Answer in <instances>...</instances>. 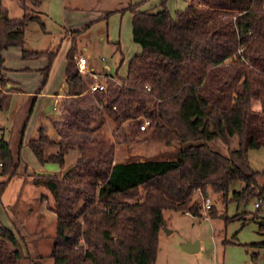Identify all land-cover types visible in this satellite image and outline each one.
<instances>
[{
    "label": "trees",
    "instance_id": "1",
    "mask_svg": "<svg viewBox=\"0 0 264 264\" xmlns=\"http://www.w3.org/2000/svg\"><path fill=\"white\" fill-rule=\"evenodd\" d=\"M1 1L0 102L15 90L6 89L11 83L1 53L22 49L27 23L37 20L9 19ZM143 3L109 13H131L132 39L142 49L129 60L126 77L116 74L118 85L108 81L105 92L90 93L93 81L78 75L71 49L60 118L50 119L59 150L44 158L43 146L52 143L46 127L26 143L40 164L60 168L69 149L79 152L60 178L31 175L33 185L53 199L52 264H156L165 211L203 218L196 193L206 197L212 191L225 199L235 182L243 184L234 193L236 201L264 195L259 184L264 172L255 171L248 157L250 150L264 147V0H191L174 11L167 1L152 10H141ZM44 56L49 65L42 71L43 84L54 54L21 50L23 60ZM107 117L116 130L125 132L128 122L131 133L146 141L179 144L177 159L115 162L116 143L99 132ZM144 120L150 124L142 131ZM233 138L238 147L230 146ZM216 139L228 146L227 154L211 146ZM19 160L0 138V202ZM208 214L215 217V210ZM259 228L264 231V223ZM17 238L0 225V264H38L22 253ZM256 245L264 248V242Z\"/></svg>",
    "mask_w": 264,
    "mask_h": 264
},
{
    "label": "rangeland",
    "instance_id": "2",
    "mask_svg": "<svg viewBox=\"0 0 264 264\" xmlns=\"http://www.w3.org/2000/svg\"><path fill=\"white\" fill-rule=\"evenodd\" d=\"M190 1L180 0V7L184 4L185 8ZM119 2V0L1 1L3 12L9 19H21L23 16L37 18L29 21L24 29L22 49L54 54L48 77L43 84L42 71L49 65L48 56L23 60L22 49L19 48L20 55L17 56L15 52L17 47L12 48L6 55L8 67L21 68L23 61L32 63V67L19 76L8 74L12 71L7 70L8 78L17 79L16 85L20 90H13L0 102V138L9 144L14 153L20 155L15 175L1 194V203L6 207V204L11 205L20 198L24 205L21 211L24 213L27 208H31L30 211L35 213V216L30 217L24 214V219L27 218L28 221L22 227L16 223V218L9 219L5 212H0V221L9 228L8 222L15 221V233L20 250L34 260L38 259V264H52L48 255L53 246L55 223L48 218L46 222L40 224V218L36 217V215L42 217L45 209L51 211L53 199L42 186L35 191L36 186H33L31 173L42 168L44 173L58 176L60 167L52 162L40 164L26 143L29 139L37 138V130L42 126L53 131L50 119L60 118V105L58 107L55 101V92L61 90L63 85L66 57L71 49L75 52L74 56L88 59L92 68L100 75L98 78L100 81H105L103 78L105 74L125 75L129 59L142 52V49L133 42L130 22L121 15L109 14L122 8ZM171 8L174 9L172 5ZM102 17L104 18L100 19ZM119 41L122 52L116 43ZM102 58H105V61H102ZM113 79L109 78V81L118 85L119 81ZM89 103L95 101L87 100V104ZM53 107L57 109L53 110ZM254 107L259 108V103L256 102ZM128 125H130L128 122L124 124L125 132L116 130V124L107 117L99 130L106 139L116 143L115 162L177 159L179 144L167 146L146 141L140 133L132 134ZM77 136L75 133L71 139L75 140ZM21 138L22 145L19 149ZM210 144L215 150L223 154L228 153V146L220 139ZM230 146L238 147V139L233 138ZM74 150L79 154L78 150ZM47 152L45 151L48 155ZM248 157L255 171L264 172V147L250 150ZM75 159V152H69L65 160L66 166L73 165ZM259 184L264 186V176L259 178ZM242 189L243 184L235 182L225 199L223 195L209 191L215 217L209 216L208 211L203 209V218L186 215L182 211H165L166 225L159 236L156 264L251 262L264 264V248L256 245L264 242V231H260L259 228V224L264 223V204L259 210L255 208V203L261 198L255 194L241 202L234 200V193ZM197 197L202 201L199 192L196 193L195 198ZM197 242L200 245L198 252L189 253L183 249L184 244ZM20 264L32 263L22 260Z\"/></svg>",
    "mask_w": 264,
    "mask_h": 264
},
{
    "label": "crops",
    "instance_id": "3",
    "mask_svg": "<svg viewBox=\"0 0 264 264\" xmlns=\"http://www.w3.org/2000/svg\"><path fill=\"white\" fill-rule=\"evenodd\" d=\"M120 2V6L122 7L121 9L125 8L126 6L130 5V4H138V3H141V2H144L140 9L141 10H152V9H156V7L160 4V2L162 1H167V4H168V7L171 9V10H176V9H181V8H184V4H182V7H180V0H119ZM126 5V6H125ZM171 5L173 8H171ZM118 15H121L122 18H126L128 20V22H130V25H131V22H132V15L130 12H125V13H117ZM104 17L100 18V19H103ZM86 27V26H85ZM119 44V48H120V51L122 52V47H121V42H116ZM12 48H16V47H12ZM12 48H9L5 51H3L1 53V58L3 60V64H2V67L5 69V75L6 77L8 78V74H12V75H15V76H19L21 74H23V72H26L28 71L31 67H32V63L30 64L29 62H25L23 61L22 65H21V68H18V69H12L10 67L7 66V54L12 50ZM16 51V54L17 56L20 55V49L19 48H16L15 49ZM83 50H85V48H83ZM130 60V59H129ZM87 63H88V67L90 69V72L93 73V74H96L98 76H100L96 71L95 69L92 68V65L89 63L88 59H87ZM127 67H128V62H127ZM107 69H109V66L106 67ZM7 70L8 71H12L11 73H7ZM14 71V72H13ZM127 75V72L125 75L123 76H120V77H126ZM104 80H105V83L107 85L108 81H109V78H114V76H108L107 74H105L103 76ZM9 79V78H8ZM10 80V88H13L15 89L16 91H19L20 89L17 88V85H16V82H17V79H9ZM65 91H66V88H65V82L63 80V85L61 86V90H59L58 92H55V101H57V106L59 107V105L61 104L62 102V99L65 97ZM8 94H6L5 96H7ZM4 96V97H5ZM57 108L53 107V110H55ZM48 117V116H47ZM43 127V126H42ZM47 128V135L49 136L50 140L52 141V144H48V145H45L42 150H43V155H44V158L46 159L49 155L51 154H56L57 151L59 150L58 149V142H60V137L57 136V134L55 133V131H51L48 127ZM52 135H56L55 137H53ZM55 147V148H53ZM57 147V148H56ZM45 151H48V155L45 153ZM69 152H75L76 154V159L78 157L79 154L76 153V151L74 149H69L67 154L64 156V166L63 168H60L59 169V173H58V176L57 177H61L63 172L68 169L70 166H72L71 164H69L68 166H66V156L69 154ZM75 159V160H76ZM44 170L42 168L38 169L37 171H34L33 173H36V174H48V173H44L43 172ZM31 173V174H33ZM52 175V174H51ZM35 186V185H33ZM39 186H36L34 189L35 191L38 190ZM34 189L32 190L33 191V194H35L34 192ZM22 201L20 200V198H17L11 205L10 204H6V207L0 202V212H5V214L8 216L9 219H12V218H16V223L22 227L24 224L27 223L28 219H24V214L28 215L29 217L34 215L35 213L31 212V208H27V210L23 213L21 211V208L24 207V205L21 203ZM28 207H31V205H28ZM42 217L36 215V217H39L40 218V224H43L44 222H46L48 220V218H51V221H53L54 223H56V214L53 212V211H48V210H44L42 212ZM186 215H190V214H186ZM35 216V215H34ZM15 221H11V222H8V224L10 225V229L13 230L14 232H16V228H15V225H16ZM29 223V222H28ZM0 225H3L0 221ZM12 225V226H11ZM4 226V225H3ZM6 227V226H5ZM9 228V227H8ZM20 230V229H19ZM42 230V229H40ZM30 252V251H29ZM34 255V254H33Z\"/></svg>",
    "mask_w": 264,
    "mask_h": 264
},
{
    "label": "built area",
    "instance_id": "4",
    "mask_svg": "<svg viewBox=\"0 0 264 264\" xmlns=\"http://www.w3.org/2000/svg\"><path fill=\"white\" fill-rule=\"evenodd\" d=\"M102 61H105V58L101 59ZM75 66L76 70L79 76L82 78L89 77L92 79L93 83L89 86V92L90 93H97V92H105L107 90V85L105 81L98 80L99 76L96 74H93L90 72V69L88 67L87 58L83 56H74ZM101 108H103L102 105H100ZM150 122L148 120H144L142 126L140 129L143 131L145 130ZM199 195L202 197V209L204 211H209L212 207V202L209 196L203 197L202 194L199 192ZM264 204V195L260 198L259 201L255 203V208L259 209ZM250 264H256L255 262H251Z\"/></svg>",
    "mask_w": 264,
    "mask_h": 264
},
{
    "label": "water",
    "instance_id": "5",
    "mask_svg": "<svg viewBox=\"0 0 264 264\" xmlns=\"http://www.w3.org/2000/svg\"><path fill=\"white\" fill-rule=\"evenodd\" d=\"M10 87L9 84H7L6 89ZM183 249L186 252L193 253V252H198L200 250V245L199 243H187L183 245Z\"/></svg>",
    "mask_w": 264,
    "mask_h": 264
}]
</instances>
